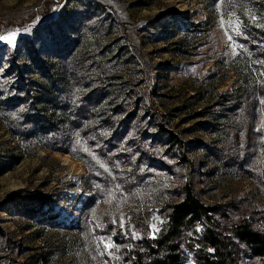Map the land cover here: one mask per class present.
Listing matches in <instances>:
<instances>
[{"label":"rangeland","instance_id":"rangeland-1","mask_svg":"<svg viewBox=\"0 0 264 264\" xmlns=\"http://www.w3.org/2000/svg\"><path fill=\"white\" fill-rule=\"evenodd\" d=\"M0 37V264H130L189 180L264 229V0H0Z\"/></svg>","mask_w":264,"mask_h":264},{"label":"trees","instance_id":"trees-1","mask_svg":"<svg viewBox=\"0 0 264 264\" xmlns=\"http://www.w3.org/2000/svg\"><path fill=\"white\" fill-rule=\"evenodd\" d=\"M42 118L49 117L43 114ZM223 206L207 205L189 180L183 199L168 207L167 223L158 236L141 242L130 264H184V248L196 253L197 264H241L244 251L253 264H264V229L254 228L240 213L234 215ZM198 227L200 237H196Z\"/></svg>","mask_w":264,"mask_h":264},{"label":"snow or ice","instance_id":"snow-or-ice-1","mask_svg":"<svg viewBox=\"0 0 264 264\" xmlns=\"http://www.w3.org/2000/svg\"><path fill=\"white\" fill-rule=\"evenodd\" d=\"M0 39H5V37H0ZM9 42H11V37L8 38Z\"/></svg>","mask_w":264,"mask_h":264},{"label":"bare ground","instance_id":"bare-ground-1","mask_svg":"<svg viewBox=\"0 0 264 264\" xmlns=\"http://www.w3.org/2000/svg\"><path fill=\"white\" fill-rule=\"evenodd\" d=\"M67 159H65V161H66Z\"/></svg>","mask_w":264,"mask_h":264}]
</instances>
